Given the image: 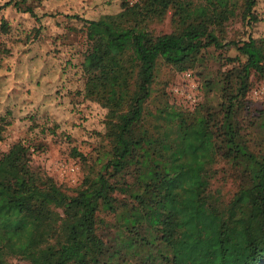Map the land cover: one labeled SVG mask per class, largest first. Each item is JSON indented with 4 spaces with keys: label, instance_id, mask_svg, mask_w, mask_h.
Here are the masks:
<instances>
[{
    "label": "trees",
    "instance_id": "1",
    "mask_svg": "<svg viewBox=\"0 0 264 264\" xmlns=\"http://www.w3.org/2000/svg\"><path fill=\"white\" fill-rule=\"evenodd\" d=\"M256 6L120 0L116 11L96 19L71 17L86 44L81 95L104 110L105 147L94 158L96 171L88 167L69 192L31 164L22 140L0 154V264H264V197L251 195L264 156L247 149L234 120L250 78L264 81V35L225 39L229 23L258 22ZM6 8L36 23L53 17L37 15L28 0H6L0 10ZM166 16L171 32L150 31ZM208 48L237 54L227 59L235 65L221 75L215 108L155 99L160 64L189 72ZM7 114H0V141ZM257 114L264 117V109ZM218 158L241 165L249 178L226 202L210 188Z\"/></svg>",
    "mask_w": 264,
    "mask_h": 264
},
{
    "label": "rangeland",
    "instance_id": "2",
    "mask_svg": "<svg viewBox=\"0 0 264 264\" xmlns=\"http://www.w3.org/2000/svg\"><path fill=\"white\" fill-rule=\"evenodd\" d=\"M4 1L0 0V5ZM119 1L28 0L37 15H53L39 23L12 8L0 10V22L7 30L0 32V114L8 113L9 122L1 135L0 154L22 140L30 146L31 164L66 192L79 185L91 166L96 171L94 158L105 147L104 110L81 95L80 62L86 44L80 23L71 17L96 19L116 11ZM254 13L258 22L250 28L238 20L226 25V41L241 39L248 32L255 39L263 36L264 0H257ZM37 25H43V29L36 34ZM149 29L154 34L172 31L167 16ZM234 57L237 54L232 48H208L200 64L189 72L176 73L160 64L152 86L153 95L175 106L203 103L215 108L221 101V75L235 65L227 62ZM250 83L246 105L236 112L234 120L247 149L264 156V117L257 116L264 109V81L252 77ZM74 152L86 160L73 157ZM212 170L215 175L210 188L219 193L223 202L239 188L249 185L241 165L218 158ZM251 195L264 197V170L259 187ZM6 264L22 263L8 259Z\"/></svg>",
    "mask_w": 264,
    "mask_h": 264
},
{
    "label": "built area",
    "instance_id": "3",
    "mask_svg": "<svg viewBox=\"0 0 264 264\" xmlns=\"http://www.w3.org/2000/svg\"><path fill=\"white\" fill-rule=\"evenodd\" d=\"M185 76H186V77H189V74H188V73H186V74H185Z\"/></svg>",
    "mask_w": 264,
    "mask_h": 264
}]
</instances>
